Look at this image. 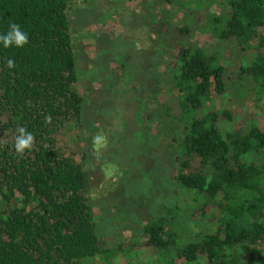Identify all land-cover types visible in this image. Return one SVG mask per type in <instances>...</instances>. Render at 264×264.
Returning a JSON list of instances; mask_svg holds the SVG:
<instances>
[{
    "label": "trees",
    "instance_id": "obj_1",
    "mask_svg": "<svg viewBox=\"0 0 264 264\" xmlns=\"http://www.w3.org/2000/svg\"><path fill=\"white\" fill-rule=\"evenodd\" d=\"M157 1L163 9L150 30L180 109L165 106L155 149L197 204L191 217L199 224L196 239L179 245L176 227L166 225L173 219L156 216L130 237L138 244H110L137 246L140 264L141 254L148 264L165 254L167 264H264V0ZM81 2L0 0V34L17 23L29 38L22 48L0 43V264H106L111 251L97 235L80 139L72 21ZM231 53L245 62L227 66ZM17 126L35 137L23 158L13 149Z\"/></svg>",
    "mask_w": 264,
    "mask_h": 264
},
{
    "label": "rangeland",
    "instance_id": "obj_2",
    "mask_svg": "<svg viewBox=\"0 0 264 264\" xmlns=\"http://www.w3.org/2000/svg\"><path fill=\"white\" fill-rule=\"evenodd\" d=\"M81 1L72 21L77 86L84 105L80 139L87 146L89 194L99 222L97 235L101 245L105 240L111 250L102 259L106 264H140L137 246L117 249L110 243L117 238L127 241L156 216L173 219L166 225L176 227L179 245L196 239L193 229L199 224L191 217L197 204L178 188L167 158L158 157L155 149V127L159 119L165 121V106L174 115L180 109L166 89L171 78L161 53V39L150 30L156 27L163 8L158 10L157 0ZM197 2L189 0L188 4L195 7ZM159 5L171 9L165 2ZM171 15L174 18L177 14ZM200 44L215 48L205 38ZM242 62L243 57L235 53L225 60L227 66ZM158 88L164 93H158ZM215 105L212 100L206 107ZM93 135L107 140L99 157L93 152ZM129 240L135 245L140 242L139 237ZM140 258L142 264H148L146 255ZM167 260V254L158 255L153 264H167ZM103 263L91 260L82 264Z\"/></svg>",
    "mask_w": 264,
    "mask_h": 264
},
{
    "label": "clouds",
    "instance_id": "obj_3",
    "mask_svg": "<svg viewBox=\"0 0 264 264\" xmlns=\"http://www.w3.org/2000/svg\"><path fill=\"white\" fill-rule=\"evenodd\" d=\"M0 43L4 48L16 47L22 48L29 43L28 35L21 29V26L17 23H10L8 31L5 34H0ZM7 67L13 69L15 67V61L13 59L7 60ZM45 123H51V116H45ZM16 135L13 141V149L15 154L23 158L25 153L31 151L35 144L34 135L27 130L24 126H17L15 129ZM107 146V140L102 135H95L92 138L93 152L97 157L101 154V150Z\"/></svg>",
    "mask_w": 264,
    "mask_h": 264
}]
</instances>
